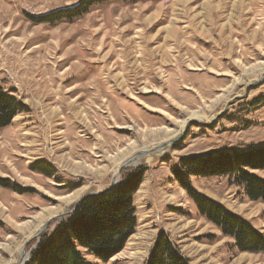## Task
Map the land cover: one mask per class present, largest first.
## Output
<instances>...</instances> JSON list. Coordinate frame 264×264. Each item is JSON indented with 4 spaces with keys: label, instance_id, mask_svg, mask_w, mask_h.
Here are the masks:
<instances>
[{
    "label": "rangeland",
    "instance_id": "obj_1",
    "mask_svg": "<svg viewBox=\"0 0 264 264\" xmlns=\"http://www.w3.org/2000/svg\"><path fill=\"white\" fill-rule=\"evenodd\" d=\"M172 1L109 3L49 25L33 20L79 0H0V87L25 108L0 129V264H25L40 237L82 197L106 191L127 162L119 183L147 167L136 232L106 263L85 255L91 264H145L161 230L191 264H264L202 218L171 172L181 159L264 145V0H211V21L202 8L193 22L177 8L163 58L155 50ZM186 29L219 55H193L180 39L193 36ZM190 181L264 233L263 203L227 178Z\"/></svg>",
    "mask_w": 264,
    "mask_h": 264
},
{
    "label": "trees",
    "instance_id": "obj_2",
    "mask_svg": "<svg viewBox=\"0 0 264 264\" xmlns=\"http://www.w3.org/2000/svg\"><path fill=\"white\" fill-rule=\"evenodd\" d=\"M160 0H79L70 7L56 10L33 20L54 25L73 22L92 9L109 3L138 4ZM25 108L11 92L0 87V129L11 125ZM264 171V145L244 150H213L204 155L181 159L171 172L180 187L195 204L198 214L215 226L224 238L233 240L239 253L263 254L264 233L229 211L222 204L202 195L191 185L195 178H227L241 188L251 202L264 204V179L255 172ZM147 167L123 174L111 191L88 195L75 210L44 233L30 253L26 264H91L85 255L108 262L122 252L137 229L135 195ZM85 253V254H84ZM145 264H191L168 233L159 231Z\"/></svg>",
    "mask_w": 264,
    "mask_h": 264
},
{
    "label": "crops",
    "instance_id": "obj_3",
    "mask_svg": "<svg viewBox=\"0 0 264 264\" xmlns=\"http://www.w3.org/2000/svg\"><path fill=\"white\" fill-rule=\"evenodd\" d=\"M151 2H145L143 4L145 5H150ZM172 5L173 7L175 8V10H172L170 11L167 15H165V21L168 20L167 22H165V25H163L162 27H160V29H163V33H162V41L164 43V45L158 49L155 50V53L158 52H162L161 56L164 58V57H169V56H172L171 55V52H169L168 50V46H171L170 43H171V38H174V32L176 31L174 29V25H178L177 22H176V19H178L179 17H176L178 11L176 10L177 8H183L186 11V14L189 16V15H192L191 16V19L189 17V19L193 22L195 21V19H197L199 13L197 12L196 9H201L202 8V14H203V17L205 19H211V14H210V11L212 10V2L211 0H204L202 1L200 4L197 3V1H194V2H191V1H186V2H183L181 0H173L172 1ZM155 8H157V10H161L163 9L162 7V2H159L155 5ZM191 12V14H189ZM165 13V12H164ZM209 13V16H207V14ZM185 14V15H186ZM161 15V11H159V14L157 13L156 16L154 17H159ZM213 16H212V20H213ZM175 20V21H174ZM211 21V20H210ZM179 23V22H178ZM209 24V23H207ZM173 25V26H172ZM171 26V27H170ZM169 28L171 29H174V30H169ZM181 29V28H180ZM183 30V29H182ZM173 31V32H172ZM172 32V33H171ZM184 32L186 33H193L192 35L193 36H184V35H181L180 36V39H183L184 42H190L191 45H193L194 47H197L196 48V52H194L193 55H205L206 53L209 55V56H218L219 53H218V48L213 45L212 43H208L209 40L205 39L203 37V33H201V37L199 36L200 33L198 31H194V30H189V29H186L184 30ZM165 33H166V36H165ZM196 33H199V34H196ZM186 37V38H184ZM168 47V48H167ZM199 47V48H198ZM197 50H199L200 53H197ZM205 51V52H204ZM216 51V52H215Z\"/></svg>",
    "mask_w": 264,
    "mask_h": 264
},
{
    "label": "water",
    "instance_id": "obj_4",
    "mask_svg": "<svg viewBox=\"0 0 264 264\" xmlns=\"http://www.w3.org/2000/svg\"><path fill=\"white\" fill-rule=\"evenodd\" d=\"M153 152H154V150H153V151H149V152H144V154L147 155V154H151V153H153ZM128 165H129V163H126V164H123V165L121 166L119 172L117 173V175H116L115 178L113 179V182H112V184L110 185V187H109L106 191H104V192H102V193L109 192V191H111L114 187H116V186L118 185L119 181L117 182V180H118V177L120 176V172H121V170H123V169H124L125 167H127ZM94 194H95V193H94ZM96 194H99V193H96ZM89 195H93V194H89ZM87 196H88V195L82 197V199H80V200L74 205V208L72 209L71 212H73V211L75 210V208L79 205V203H80L83 199H85ZM46 227H47V226H46ZM45 229H46V228H45ZM22 256H23V258H24V256H25V252L23 253ZM28 259H29V257H28ZM28 259L24 260V261H25V264L27 263Z\"/></svg>",
    "mask_w": 264,
    "mask_h": 264
},
{
    "label": "bare ground",
    "instance_id": "obj_5",
    "mask_svg": "<svg viewBox=\"0 0 264 264\" xmlns=\"http://www.w3.org/2000/svg\"><path fill=\"white\" fill-rule=\"evenodd\" d=\"M172 26H173V25H172ZM170 27H171V26H170ZM171 29H172V28H171ZM171 29L169 28V30H171ZM172 30H174V29H172ZM172 32H173V31H172ZM172 32H171V33H172ZM235 43H236V42H235ZM201 57H202V56H201ZM75 65H76V64L72 65V66L70 67L69 71H70ZM174 67H175V66H174ZM251 67H252V66H251ZM66 70H67V69H66ZM256 70H257V69H256ZM175 71H176V70H175ZM251 71H252V70H251ZM66 74H67V73H66ZM242 74H243V73H242ZM78 80H79V79H78ZM80 80H81V78H80ZM230 87H231V86H230ZM73 93H74V92H73ZM71 94H72V93H71ZM74 94H75V93H74ZM224 94H225V93H224ZM170 96H171V95H170ZM80 98H81V97H80ZM73 109H74V108H73ZM70 115H71V114H70ZM189 115H190V114H189ZM197 116H198V115H197ZM200 117H201V116H200ZM198 118H199V116H198ZM184 124H185V123H184ZM182 126H183V125H182ZM158 130H159V129H158ZM161 130H162V129H161ZM140 132H141V131H140ZM145 132H146V130H145ZM150 132H151V131H150ZM150 132H149V133H150ZM153 132H154V131H153ZM143 133H144V132H143ZM149 133H148V134H149ZM157 133H159V132H156V134H157ZM160 133H161V132H160ZM146 134H147V132H146ZM146 134H145V135H146ZM148 134H147V135H148ZM156 134H155V135H156ZM140 135H141V134H140ZM151 135H152V134H151ZM157 136L159 137V135H157ZM48 148H49V147H48ZM159 149H160V150H159ZM159 149H158L159 151H157V152H161V151H163V148H159ZM142 157H143V156H142ZM56 163H57V162H56ZM127 163H129V162H127ZM94 165H95V164H94ZM85 168H86V167H85ZM95 172H96V171H95ZM118 172H119V171L116 169V170H115V173H118ZM72 174H73V173H72ZM254 202H255V201H254ZM253 213H254V212H253ZM26 226H28V225H26ZM7 247H8V246H7ZM4 248H5V247H4ZM24 258H25V257H24ZM23 260H24V259H23Z\"/></svg>",
    "mask_w": 264,
    "mask_h": 264
}]
</instances>
